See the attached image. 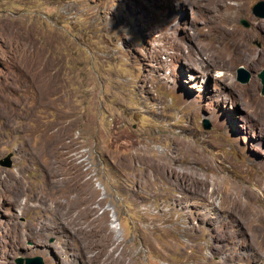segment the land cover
Instances as JSON below:
<instances>
[{
    "label": "rangeland",
    "instance_id": "1",
    "mask_svg": "<svg viewBox=\"0 0 264 264\" xmlns=\"http://www.w3.org/2000/svg\"><path fill=\"white\" fill-rule=\"evenodd\" d=\"M256 1L0 0V158L12 160L0 165V264H104L102 236L124 264H264ZM225 26L249 36L245 59ZM43 64L42 81L57 84L41 108L31 77ZM54 142L67 185L88 181L93 223L51 196ZM144 145L177 169L136 160ZM65 189L54 190L61 200Z\"/></svg>",
    "mask_w": 264,
    "mask_h": 264
},
{
    "label": "bare ground",
    "instance_id": "2",
    "mask_svg": "<svg viewBox=\"0 0 264 264\" xmlns=\"http://www.w3.org/2000/svg\"><path fill=\"white\" fill-rule=\"evenodd\" d=\"M216 4L223 6V8L224 7L228 8V6L229 7L231 6V5H228L227 0H217ZM204 5L207 8H209V5H206V4H204ZM210 5L212 6L211 3H210ZM227 18H229V17H227ZM223 34H224L223 38L227 39V41H228V44H229L228 48L230 50L233 49L235 54L238 53L241 55L242 59H245L246 55L248 53V48H249L248 47V42L250 39L249 36L247 34L240 35V34H238V32L236 33L234 28H232V26H228V27L225 26V30H224ZM221 52L226 53V51L222 48H221ZM45 62L47 63V61H45ZM48 65L49 64H47V66ZM33 68H35L34 65H32V70H33ZM46 68H47L46 64H43L39 70L40 72L39 71H38L39 73H36V72L33 73L32 72V77H31V80H32L31 83L34 86H36L38 89L39 96H38L37 102L39 103L41 108H42V106H47V104H48L47 103L48 93H49L52 85L57 84V83H55V84L48 85L47 83H44L47 80V78H45V77L44 78L46 80L42 81L41 75H42V73H45ZM47 70H48V68H47ZM38 77H40V79H38ZM51 79L53 80V78H51ZM60 144H61V142H58V143L54 142L48 148H46V151H45L46 156H48V160L46 162L47 171L45 169V172L47 173V176L49 178V188L51 190V196H53L54 201L58 205L64 207L66 211H71V209H76L77 212L79 211L78 216L82 220V224L87 223V222L93 223L94 219L90 215V210H89V209H91V203H92L93 197L88 192L86 193V191L88 189V187H87L88 181H86L84 184H82L83 188H82V190L79 189V191H78V183H75L73 185V187L70 185H67V179L62 176L61 168L57 164V161L55 158V156H56L55 153L57 151H59L61 148ZM148 145L140 146L137 149V151H136L137 152V154H136L137 159L136 160L145 164L147 167L152 168L154 171H156V173H162L166 170L174 172L173 170L177 169L175 164H174V161L170 160L167 153H154L153 152L154 148L151 146H148ZM186 148H181V149L185 150ZM193 149H195V148H193ZM189 150H190V148H189ZM136 155H133V156H136ZM71 161H73V160H71ZM200 161L203 163L205 162V160L203 158L202 159L200 158ZM184 169H185V167L180 168V170H184ZM185 172H187V175H190V176L195 175V173L197 172L196 166H193V165L187 166L185 169ZM57 187L66 188L64 190V193L66 194L64 200H61L59 197H57V193L54 191ZM78 207H79V210H78ZM81 226H85V225H81ZM81 228H83V227H81ZM89 230H91V229H89ZM107 244H108L107 237L102 236L100 238V241L98 242V245L101 247V249H102L101 251L104 253L103 255H105V258H104L105 263L104 264H124L123 263L124 254L122 252H120V254H118V256L115 259H113L114 258L113 257V251L115 250V248L118 247L119 244H116L115 247L112 248V251L111 250L109 251V247L107 246ZM128 253H130V252H128ZM98 256H99V258H101V254H98ZM127 264H131V260Z\"/></svg>",
    "mask_w": 264,
    "mask_h": 264
},
{
    "label": "water",
    "instance_id": "3",
    "mask_svg": "<svg viewBox=\"0 0 264 264\" xmlns=\"http://www.w3.org/2000/svg\"><path fill=\"white\" fill-rule=\"evenodd\" d=\"M251 13L256 17L264 18V0H257L251 6ZM239 23L242 26H248V22L241 18L239 19ZM257 78L260 82V90L259 93L264 96V68L259 70L256 73ZM250 73L242 66H237L235 69V78L240 83H246L249 80ZM204 128H208L209 124L207 121L203 124ZM12 163L11 154L7 153L3 157L0 158V165L3 167H10ZM15 264H43L41 258L39 256L33 257H17L15 259Z\"/></svg>",
    "mask_w": 264,
    "mask_h": 264
}]
</instances>
